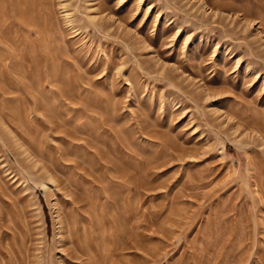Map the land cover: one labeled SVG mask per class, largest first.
I'll return each instance as SVG.
<instances>
[{
  "label": "rangeland",
  "instance_id": "374dc122",
  "mask_svg": "<svg viewBox=\"0 0 264 264\" xmlns=\"http://www.w3.org/2000/svg\"><path fill=\"white\" fill-rule=\"evenodd\" d=\"M0 264H264V0H0Z\"/></svg>",
  "mask_w": 264,
  "mask_h": 264
}]
</instances>
